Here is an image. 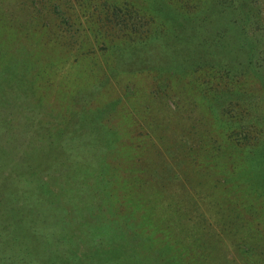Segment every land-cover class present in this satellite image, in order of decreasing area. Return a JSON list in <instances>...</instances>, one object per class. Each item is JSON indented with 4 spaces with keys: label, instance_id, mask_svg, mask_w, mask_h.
Instances as JSON below:
<instances>
[{
    "label": "rangeland",
    "instance_id": "obj_1",
    "mask_svg": "<svg viewBox=\"0 0 264 264\" xmlns=\"http://www.w3.org/2000/svg\"><path fill=\"white\" fill-rule=\"evenodd\" d=\"M67 1L0 0V264H264V0L232 13L239 70L209 72L181 3L133 25L159 48L119 37L121 0Z\"/></svg>",
    "mask_w": 264,
    "mask_h": 264
},
{
    "label": "trees",
    "instance_id": "obj_2",
    "mask_svg": "<svg viewBox=\"0 0 264 264\" xmlns=\"http://www.w3.org/2000/svg\"><path fill=\"white\" fill-rule=\"evenodd\" d=\"M60 1H62L63 5L66 8L68 9L70 8L69 1L67 0H60ZM241 1H244V0H161V2H166V3H169V2L181 3L182 8H183V15H188L192 17L191 18L192 21L189 24L191 27L192 41L189 44H187V46L191 48H189L190 49L189 52L185 51L187 55L183 59V62L189 64V66L192 69V72L194 71L196 72V70H199L200 67L203 70H205V72L215 70L216 68H220V70L221 69L226 70L224 68L226 67L229 69L230 68L229 66H231L232 70H235V69L237 71L239 70L240 64L237 63L233 65V62L236 63V61L232 60L233 57H236L238 59V50L240 51V48L244 49L247 45L251 47V44H248L249 43L248 40L244 41L243 43L239 45L240 37L236 36L232 32L233 27H236L242 23L239 17L234 18L232 15L234 10L238 9V5L241 4ZM146 2L149 3L147 7L148 10L146 11H145L144 5L138 8V6L132 0H121L120 2H118V3H121L119 6L112 4L109 22L111 23L115 22L117 25L121 23L124 24L126 22H127L126 23L127 25L130 24L132 29L126 28L125 34H121L119 36V37H123V39L126 40V43H134L136 41L134 45L145 43L146 45L152 46L155 42H159L160 43L159 48H161V46L162 48L166 47L167 41L161 35V33H164V32H160V31H163L162 28L155 27L156 29L154 28L152 30V33H148L145 36L137 35L139 34L138 29L135 28L133 25L135 24V21L144 19L145 17L144 15L146 12H148L149 14L148 18L150 19V24L155 26L154 25L156 22L155 14H158L157 8H156L157 0H146ZM103 7H104V10H108L109 8L108 6H106V4ZM142 9L145 12H142ZM92 11L93 10L87 11V13H89V17L92 14ZM83 13H86V12H83ZM244 13L245 15L247 14L245 11ZM164 19L165 17L162 15L161 21H163ZM163 24L166 25V23H163ZM90 29L92 30L93 28H90ZM27 31L30 32L29 29H27ZM127 32H130V33L127 34ZM64 33L66 34V36L73 35L71 30L69 29L66 30ZM140 33L143 34L145 32L143 30H140ZM242 37L243 38L245 37V33L242 34ZM236 46H238V50ZM65 48L67 47H65L64 45V48L62 49V51L64 52L71 51L70 49L68 48L65 49ZM72 51L70 53H72ZM150 52L151 51L148 49L146 50L142 49L141 56L143 57V59H146V58L149 59ZM250 64L252 65V63ZM77 70L80 72L79 69ZM225 72L226 71H224V73ZM242 97L243 96H241V98ZM240 110H242L244 114L242 112L239 114L238 120H240L241 123L238 128L239 131H237V133L238 135L244 136L245 140L240 142L237 136H234V138L232 137L230 140L233 144L235 141L234 145L237 146L238 148L247 150L250 147L249 141H254L256 140L257 137L249 138L248 128H250V124L248 122V117H249L248 111L245 108H240ZM222 112H223V108H222ZM6 189L14 190L11 193H9V196L6 194V192L4 193V195L10 197V200L21 199V197L17 198L13 195L14 192H19V190L23 192V189L21 187L7 186ZM5 211L6 210H4L3 212ZM3 249L9 251L7 248H3Z\"/></svg>",
    "mask_w": 264,
    "mask_h": 264
}]
</instances>
